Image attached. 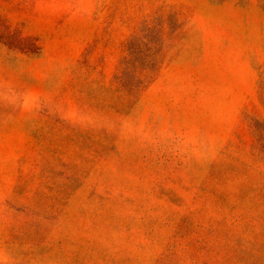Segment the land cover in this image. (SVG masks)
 Instances as JSON below:
<instances>
[{"label": "rangeland", "instance_id": "374dc122", "mask_svg": "<svg viewBox=\"0 0 264 264\" xmlns=\"http://www.w3.org/2000/svg\"><path fill=\"white\" fill-rule=\"evenodd\" d=\"M0 264H264V0H0Z\"/></svg>", "mask_w": 264, "mask_h": 264}]
</instances>
